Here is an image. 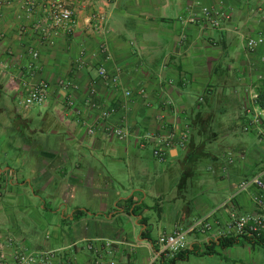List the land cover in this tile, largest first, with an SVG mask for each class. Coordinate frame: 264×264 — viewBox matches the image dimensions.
I'll return each mask as SVG.
<instances>
[{
    "label": "crops",
    "instance_id": "0c3cea01",
    "mask_svg": "<svg viewBox=\"0 0 264 264\" xmlns=\"http://www.w3.org/2000/svg\"><path fill=\"white\" fill-rule=\"evenodd\" d=\"M11 1L0 6L4 256L17 249L36 254L34 264H264V238L198 234L171 260L158 257L157 244L264 170V0H72V30L51 44L32 30L41 6L26 19L22 0ZM29 48L39 53L30 73ZM99 67L119 90L98 77ZM40 80L50 85L49 100L35 124L20 105L22 83ZM148 136L172 137L167 166L153 158ZM256 192L230 207L250 212ZM227 220L226 211L213 217ZM46 252L53 256L41 260Z\"/></svg>",
    "mask_w": 264,
    "mask_h": 264
},
{
    "label": "built area",
    "instance_id": "2783aa9c",
    "mask_svg": "<svg viewBox=\"0 0 264 264\" xmlns=\"http://www.w3.org/2000/svg\"><path fill=\"white\" fill-rule=\"evenodd\" d=\"M11 0L0 1V6L11 5ZM72 0H22L19 4L22 15L29 19L35 11L41 6L42 17L34 22L32 30L36 33L40 40L44 43L51 44L52 39L61 33H70L73 25V10L71 8ZM203 15L208 21L209 25L216 27L218 19L207 8L202 9ZM1 18V17H0ZM2 37V36H1ZM262 43V39H248L246 46L253 49L255 46ZM100 52H104V47H100ZM27 55L29 62L27 69L35 68L39 59V53L34 49H28ZM80 61H76L75 65L79 66ZM30 73V71H29ZM98 77L105 81L115 90H119L118 80L115 76H109L103 67L97 70ZM63 88L74 87L70 81L61 82ZM50 85L47 81L40 80L34 84L29 82L22 83V96L20 105L24 108L31 106L45 105L49 100ZM125 98H129L131 93L127 90L122 91ZM89 104L92 107L98 106L94 89L89 91ZM253 101H256L258 96L253 94L251 96ZM69 107L74 103L68 102ZM114 108L105 111L103 116L105 118L114 113ZM264 116V110L260 111ZM108 134L117 139H123L125 132L120 127L107 128ZM92 134L93 130H88ZM149 141H153L154 147L152 149L153 158L159 162H164L167 158V149L171 146L172 137H156L148 136ZM264 170L256 176L249 179L242 180L238 185L232 196L226 201L222 202L217 207L210 210L203 216L195 219L185 229H175L171 233L161 234L157 239L159 247L158 257H164L168 260L176 259V257L188 248V238L194 235L213 234L212 238L218 241L238 242L242 241H260L264 238ZM256 190V195L253 197L254 209L247 213H239L230 207V203L239 195L246 193L249 190ZM226 211L228 213V220L226 222H214L213 217L216 213ZM214 227L216 230H213ZM41 260L52 257L51 252L41 253ZM37 255L27 251H14L12 256L8 259L1 252L0 248V264H34L37 261ZM157 259L155 257L152 263Z\"/></svg>",
    "mask_w": 264,
    "mask_h": 264
},
{
    "label": "rangeland",
    "instance_id": "374dc122",
    "mask_svg": "<svg viewBox=\"0 0 264 264\" xmlns=\"http://www.w3.org/2000/svg\"><path fill=\"white\" fill-rule=\"evenodd\" d=\"M29 111L31 112L30 116H32V121H34L35 124L40 123L41 118L39 117H42L47 113V110L44 109L43 106H31L29 107ZM34 123L32 124L33 127L35 126ZM167 165H168V162L166 161L164 163L162 162V164H159L160 167L167 166Z\"/></svg>",
    "mask_w": 264,
    "mask_h": 264
},
{
    "label": "trees",
    "instance_id": "16d2710c",
    "mask_svg": "<svg viewBox=\"0 0 264 264\" xmlns=\"http://www.w3.org/2000/svg\"><path fill=\"white\" fill-rule=\"evenodd\" d=\"M225 244L223 243V246H224Z\"/></svg>",
    "mask_w": 264,
    "mask_h": 264
}]
</instances>
